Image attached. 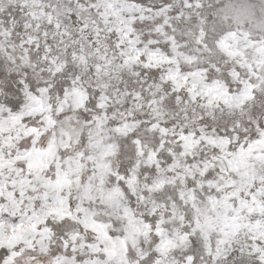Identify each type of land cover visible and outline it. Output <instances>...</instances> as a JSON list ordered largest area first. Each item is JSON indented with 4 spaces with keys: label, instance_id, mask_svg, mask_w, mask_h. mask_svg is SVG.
<instances>
[{
    "label": "snow or ice",
    "instance_id": "snow-or-ice-1",
    "mask_svg": "<svg viewBox=\"0 0 264 264\" xmlns=\"http://www.w3.org/2000/svg\"><path fill=\"white\" fill-rule=\"evenodd\" d=\"M0 264H264V0H0Z\"/></svg>",
    "mask_w": 264,
    "mask_h": 264
}]
</instances>
